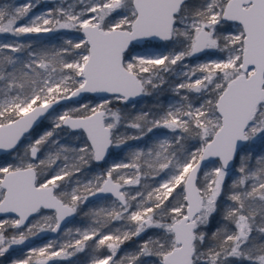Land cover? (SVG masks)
Masks as SVG:
<instances>
[{
	"label": "snow or ice",
	"instance_id": "6c2138e0",
	"mask_svg": "<svg viewBox=\"0 0 264 264\" xmlns=\"http://www.w3.org/2000/svg\"><path fill=\"white\" fill-rule=\"evenodd\" d=\"M51 2L0 5V258L50 232L8 264H264V0Z\"/></svg>",
	"mask_w": 264,
	"mask_h": 264
},
{
	"label": "rangeland",
	"instance_id": "374dc122",
	"mask_svg": "<svg viewBox=\"0 0 264 264\" xmlns=\"http://www.w3.org/2000/svg\"><path fill=\"white\" fill-rule=\"evenodd\" d=\"M25 2V0H0V5H8V4H16V5H20V4H23ZM53 6L52 3H44L42 2L41 0H38V6L35 7L33 9V13H40L42 11H45L49 8H51ZM33 13H30L33 14ZM21 23H23V21H21ZM51 34H60L62 35L63 37H67V38H75L78 34L76 33H70V32H66V31H61V32H56V33H41L39 35H36V34H31L27 37H34V36H42V35H51ZM11 36L7 35V34H4V35H0V42H3L5 40H7L8 42H10L11 40ZM21 39V38H20ZM215 55H218V54H214V53H203L202 55H200V60H203V59H208L209 57H214ZM197 62H200L197 57H192L189 61H186V63H190V64H195ZM171 93V92H170ZM172 94V93H171ZM90 96H88L87 98H85L82 102L84 103H88V102H91V103H96L98 102L95 98H91ZM172 98H173V94H172ZM72 103V102H71ZM69 103V104H71ZM119 105L117 102H113L112 105H110V107L113 108V110H116V109H121V110H124V111H130L125 105H123L122 107H119L117 108L116 106ZM139 105V104H137ZM75 106V105H73ZM45 125H50V121H46L45 122ZM157 132H163L164 130L160 129V130H156ZM65 134H62V136H64ZM67 140L68 142L70 143H74L76 141H74L72 139V137H67ZM141 141H133L132 143L133 144H141L140 143ZM143 144V143H142ZM141 144V145H142ZM260 143L257 142L256 143V146L253 145L251 146L252 149H256L257 146H259ZM10 159V157H8ZM4 159V158H3ZM2 160V159H0ZM113 161L110 159L108 161L109 164H111ZM96 171H101L102 168H97L95 169ZM76 219V217H75ZM75 219H73L72 222H70L68 225H66L63 229H66V228H72V227H79L81 226L82 224V219L80 218V221L78 222H74L76 221ZM80 224V225H79ZM151 231H154V230H151ZM57 235L55 236H50V232H46V233H42L40 234L39 236L33 238V239H30L29 241H27L24 245H20V246H16L13 250L10 251L9 253V256H11L12 254L14 255V257L16 255H20L22 258L24 256L27 255L29 249L33 248V247H39V246H43L44 244H46L49 240H53L56 238ZM136 247V243L135 241H132V242H129V243H126L125 245L122 246V249H121V254L124 252V251H131V250H134ZM92 252L90 250H86L85 252H82V253H78L77 255L73 256V257H70L68 259H65V260H60V261H53V262H50V264H90V259H91V256H92ZM3 259L4 258H0V264H5L3 262ZM146 260H150L152 258H145ZM8 264V263H6Z\"/></svg>",
	"mask_w": 264,
	"mask_h": 264
},
{
	"label": "trees",
	"instance_id": "16d2710c",
	"mask_svg": "<svg viewBox=\"0 0 264 264\" xmlns=\"http://www.w3.org/2000/svg\"><path fill=\"white\" fill-rule=\"evenodd\" d=\"M5 1H7V0H5ZM13 39L14 38L11 37L10 40L12 41ZM65 39H67V37H65V36L63 37L60 34L42 35V36H39V37L38 36H34V37H27V36L21 37V40L22 41H32V42H34L36 44H45V45H48V46H60V45H62L64 43ZM157 99H159L161 103H167L170 99H172V94L170 93V91H164V92H162L160 94L159 97H156V96H145V97H142L141 99L135 101L136 110H139L141 108H151L154 104H156ZM118 104L119 105L116 106L117 108L123 106L120 103H118ZM137 104H139V105H137ZM126 107L130 111H133V109L131 108L130 105H128ZM145 139H147V138H145ZM140 143L142 144L143 141H141ZM255 146H256V144H255ZM252 151L254 153H264V146H262L260 144L259 146H257L256 149H252ZM3 158H6V155L2 156L0 159H3ZM97 168H101V167L99 165H96L95 163H93V169H97ZM80 218L82 219V222H83L82 215L77 216L76 219H75L76 221H74V222L80 221ZM130 242H132V241H130ZM127 243H129V242H127ZM101 251L103 252L104 250H101ZM9 258H22V257L19 254L14 257V255L12 254L11 256L5 257L3 259V262L5 264L8 263Z\"/></svg>",
	"mask_w": 264,
	"mask_h": 264
},
{
	"label": "water",
	"instance_id": "95a60500",
	"mask_svg": "<svg viewBox=\"0 0 264 264\" xmlns=\"http://www.w3.org/2000/svg\"><path fill=\"white\" fill-rule=\"evenodd\" d=\"M41 1H42V2H45V3H51V0H41ZM200 55H201V54H200ZM85 96H91V94H85ZM141 98H142V97L137 98L136 101L139 100V99H141ZM67 103H71V102H67ZM4 155H6V154H2V153H0V158H1L2 156H4ZM205 163L207 164L208 162L206 161ZM73 219H75V218H70L71 222L73 221ZM68 224H69V222H66V225H68ZM66 225H62V229H63ZM55 235H57V234L50 233V236H55Z\"/></svg>",
	"mask_w": 264,
	"mask_h": 264
},
{
	"label": "bare ground",
	"instance_id": "6f19581e",
	"mask_svg": "<svg viewBox=\"0 0 264 264\" xmlns=\"http://www.w3.org/2000/svg\"><path fill=\"white\" fill-rule=\"evenodd\" d=\"M87 96H85V98H86Z\"/></svg>",
	"mask_w": 264,
	"mask_h": 264
}]
</instances>
